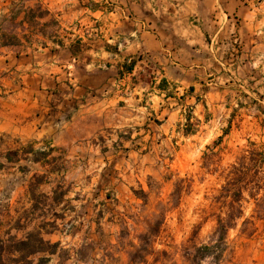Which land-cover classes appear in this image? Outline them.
I'll list each match as a JSON object with an SVG mask.
<instances>
[{
    "label": "crops",
    "instance_id": "1",
    "mask_svg": "<svg viewBox=\"0 0 264 264\" xmlns=\"http://www.w3.org/2000/svg\"><path fill=\"white\" fill-rule=\"evenodd\" d=\"M256 106L264 0H0V136L45 153V239L59 240L62 178L68 197L110 205L195 136L185 127ZM28 185L17 203L37 208Z\"/></svg>",
    "mask_w": 264,
    "mask_h": 264
},
{
    "label": "rangeland",
    "instance_id": "2",
    "mask_svg": "<svg viewBox=\"0 0 264 264\" xmlns=\"http://www.w3.org/2000/svg\"><path fill=\"white\" fill-rule=\"evenodd\" d=\"M216 115L222 125L197 132L189 127L194 137H178L171 152L160 155L156 172L110 205L88 206L80 190L68 197L62 178L55 194L61 204L54 214L58 241L45 239L41 230L52 215L37 191L45 179L37 161L46 159L45 153L1 135L0 246L5 240V247H12L10 235L39 233L59 246L53 254L37 255L35 263L45 256L47 264H264V107L236 109L231 118L220 110ZM25 181L36 190L37 208L17 203ZM12 196L16 203H10ZM220 223L226 237L220 260L213 258L215 250L204 259L195 256V247L215 244Z\"/></svg>",
    "mask_w": 264,
    "mask_h": 264
},
{
    "label": "trees",
    "instance_id": "3",
    "mask_svg": "<svg viewBox=\"0 0 264 264\" xmlns=\"http://www.w3.org/2000/svg\"><path fill=\"white\" fill-rule=\"evenodd\" d=\"M189 127L186 129V133ZM242 192V190H241ZM241 201V200H240ZM237 217L240 218L243 215V207L238 204ZM225 227L222 223L219 226V237L213 246L202 245L200 247H195L193 249L195 256L197 254L200 259L208 257L211 250L213 252V258L215 260H220V254L224 250L226 237L223 235ZM2 240V239H1ZM3 244L0 246V264H47L49 261L48 257L41 256L35 263V258L40 254H53L56 252V248L59 243L51 244L46 241L39 233H29L21 239L18 236H9L7 242L12 244V247L6 248L4 245L5 240H2ZM81 249L77 250V255L79 256Z\"/></svg>",
    "mask_w": 264,
    "mask_h": 264
}]
</instances>
